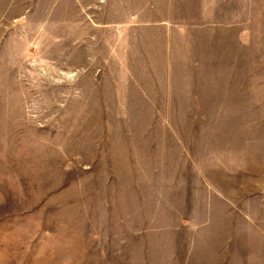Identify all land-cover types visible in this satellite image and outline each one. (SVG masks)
Masks as SVG:
<instances>
[{
    "label": "rangeland",
    "instance_id": "374dc122",
    "mask_svg": "<svg viewBox=\"0 0 264 264\" xmlns=\"http://www.w3.org/2000/svg\"><path fill=\"white\" fill-rule=\"evenodd\" d=\"M0 264H264V0H0Z\"/></svg>",
    "mask_w": 264,
    "mask_h": 264
}]
</instances>
